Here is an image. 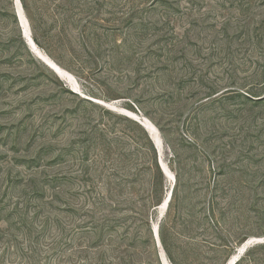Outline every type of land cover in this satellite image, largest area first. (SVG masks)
Listing matches in <instances>:
<instances>
[{
	"label": "rangeland",
	"instance_id": "374dc122",
	"mask_svg": "<svg viewBox=\"0 0 264 264\" xmlns=\"http://www.w3.org/2000/svg\"><path fill=\"white\" fill-rule=\"evenodd\" d=\"M83 2L104 6L73 18L55 1L48 25L57 29L39 31L34 47L16 1L0 0L1 264H65L47 257L50 235L89 219L131 233L145 231L146 214L154 227L169 179L176 195L161 221L177 264H226L264 237V105L236 94L264 97V0ZM113 39L125 49L112 54ZM182 79L188 100L162 96ZM141 118L157 127L161 150ZM148 139L170 169L156 206L142 200ZM115 193L119 202L132 194L135 210L114 204ZM92 202L101 203L86 214ZM250 248L239 264H264V250ZM126 254L124 264H175L159 246Z\"/></svg>",
	"mask_w": 264,
	"mask_h": 264
},
{
	"label": "trees",
	"instance_id": "16d2710c",
	"mask_svg": "<svg viewBox=\"0 0 264 264\" xmlns=\"http://www.w3.org/2000/svg\"><path fill=\"white\" fill-rule=\"evenodd\" d=\"M43 0H20L25 16L29 21L30 27L32 29L33 33V39L36 43H39V31H49L53 32L55 29H57L56 26H49L48 23L51 21V5L55 4V1L58 0H48V2H44V5L42 6ZM63 1L62 4L58 5L57 10H61L63 13L70 14L69 17H75V16H81V15H92L96 12H99L103 9L104 4L97 3L96 5L93 4H87L86 2H83V0H61ZM109 3H105V5H108ZM59 12V13H62ZM91 21V20H90ZM17 22V21H16ZM92 22V21H91ZM93 26L95 28L103 29V26L99 25L98 22H92ZM61 27L59 28V30ZM109 28H104L103 30H108ZM98 31V30H97ZM96 34V33H95ZM103 35L105 38H109L110 34L103 32ZM101 34H99L98 43L101 44ZM13 37L11 38V41H13ZM105 46L108 45L109 51L113 54L114 52H117L119 49H125L126 45L125 43L121 42L118 43L117 40H106ZM99 47V44H97ZM164 76H167L171 78L170 75L164 74ZM186 82L185 80H180L175 84V82H171L169 86H172L171 91L165 90L163 91V95L169 96L170 99L174 98V96H177L178 99L182 96L183 93H185L187 96L184 97V100H188L191 96L188 92H191V89L186 90ZM186 90V91H185ZM234 92H237L235 90H230L227 92L226 95H231ZM214 93H208L206 94V97L209 98ZM242 100L244 105H254L255 104H263L264 105V97H259L261 94H255L251 91L245 92H237L236 93ZM193 96V95H192ZM202 106H205L203 104ZM163 132V131H162ZM150 143L149 150L153 153V156L151 157V160H146L147 165L143 166L144 170V183L146 185V191L147 195L144 197L142 195V200H150V202L153 204V206L158 205L162 200V193L160 194V187L161 191L165 186V177L163 174V171L160 168L158 155L156 153V150L151 143V141L148 139ZM151 154V153H150ZM149 154V155H150ZM177 178L179 180V174L177 173ZM137 181V180H136ZM178 184V183H177ZM176 184V187H177ZM176 187L173 190V197L170 201V203H173V200L176 195ZM148 188V189H147ZM133 194L136 195L140 193L135 188L132 189ZM159 191V192H158ZM146 193V192H145ZM116 197V200L114 199V204H125L126 209L128 211L135 210V203L134 198L132 194H128L127 198L124 202H119V197L121 196V193H115L114 195ZM165 198V196H164ZM163 198V199H164ZM95 203H101V202H92L86 208V214H96L97 207L95 206ZM131 204L132 206H130ZM146 204L143 203L142 208L140 209L141 212H138V214H141L146 209ZM116 208V207H115ZM70 209V208H69ZM68 209V211H69ZM120 209V208H119ZM76 210V209H75ZM116 210V209H115ZM113 210V211H115ZM118 210V209H117ZM78 212V211H77ZM89 217H91L89 215ZM145 219L143 221L144 227H146L145 231L142 230L141 232H131V233H118L115 229L108 228V230L103 228L104 224H97L94 220H88L83 222L82 224H79L77 228L74 229V227H68L63 228V230H58L55 232V234L50 235L51 241L49 244H47L48 249V255L47 257H50V259H53L54 256H59L61 261H64L65 264H118L116 262L117 259L123 261L122 264L126 261V258L131 248H139L144 249L146 247H153L156 249L158 247L157 239L155 237L154 233V227L151 224L150 218L148 215H144ZM48 231V230H47ZM144 231V232H143ZM159 239L161 242L162 247L164 248L166 254L168 255L169 259L177 264L175 257L172 254V250L168 241V237L166 234L165 225L162 221L159 223V229H158ZM124 248V249H123ZM264 250V243H258L252 246L248 250V255L253 254L255 252H263ZM124 253L126 256H124ZM58 258V257H57ZM55 258V260H57ZM54 260V261H55ZM1 264V262H0ZM149 264V263H148ZM239 264V262L237 263Z\"/></svg>",
	"mask_w": 264,
	"mask_h": 264
},
{
	"label": "water",
	"instance_id": "95a60500",
	"mask_svg": "<svg viewBox=\"0 0 264 264\" xmlns=\"http://www.w3.org/2000/svg\"><path fill=\"white\" fill-rule=\"evenodd\" d=\"M16 1V3L18 2V4H19V7H20V11H21V14H22V20H21V23L23 24V23H27V25H28V22H27V18H26V16H25V13H24V10H23V7H22V4H21V2H20V0H15ZM28 27H29V25H28ZM31 38V37H30ZM31 40V42H32V44L34 45V47H35V42H34V40L31 38L30 39ZM48 59H49V61L50 62H52L56 67H58V68H60L61 69V67L60 66H58L54 61H52L49 57H47ZM62 70V69H61ZM148 121V122H150L156 129H157V127L149 120V119H147V118H143L142 120H140V119H138V121H139V123L143 126V125H145L147 128H148V124L145 122V121ZM157 131H158V129H157ZM151 133V132H150ZM151 135H152V133H151ZM150 135V137H151V139H152V136ZM153 140V139H152ZM160 140H161V144H162V139H161V137H160ZM154 142V141H153ZM154 144H155V146L157 147V149H158V146H157V142H154ZM159 163H160V166H161V169H162V171L164 172V174L165 175H168V171H169V174H170V169H169V167H168V165L163 161V158L162 157H160V159H159ZM168 170V171H167ZM173 188H174V182H173V184L171 185V187H170V190L167 192V194H166V196H165V198L163 199V202H162V204H161V206H164L165 204H166V206H168L169 205V202H170V200H171V197H172V194H173ZM161 206H160V208H161ZM163 217V214H160V217H159V220L157 221V223L154 225V233H155V237H156V239H157V243H158V246L160 247V248H162V245H161V242H160V239H159V234H158V229H159V223H160V221H161V218ZM258 243H264V237H252V238H250V239H248L246 242H244L242 245H241V247L242 246H244V250H245V252L247 251V249L248 248H250V247H252V246H254L255 244H258ZM244 252V253H245ZM243 253V254H244ZM242 257V256H241ZM241 257H239V259L237 260V261H234L233 262V264H237V262L241 259ZM229 262H230V259H229V261L226 263V264H229Z\"/></svg>",
	"mask_w": 264,
	"mask_h": 264
},
{
	"label": "bare ground",
	"instance_id": "6f19581e",
	"mask_svg": "<svg viewBox=\"0 0 264 264\" xmlns=\"http://www.w3.org/2000/svg\"><path fill=\"white\" fill-rule=\"evenodd\" d=\"M16 4H17L18 15L20 18H22V14H21L18 2ZM23 26L26 27V23H23ZM25 29H27V28H25ZM34 53L42 62H44L48 67H50L60 78L66 79L65 73L60 68L56 67L52 62H50L46 56H44L40 53H37V52H34ZM141 120H142V118H141ZM145 122L148 124V128L145 125H143V127L149 133V135H151V133H152L151 136H152L153 141L157 142V146L161 150V140H160V137L158 136L157 129L147 120ZM166 177L169 179V171H168V175H166ZM169 180H170V186H171L173 184L174 180H171V179H169ZM168 190H170V189H168ZM166 208H167L166 204L164 206H161V208H160L161 214H163L165 212ZM244 249H245L244 246H242V247H241V245L238 246L235 253L230 256L229 264H233L234 261H237L239 259V257H241L243 255V253L245 252ZM229 259L227 260V262L229 261Z\"/></svg>",
	"mask_w": 264,
	"mask_h": 264
}]
</instances>
